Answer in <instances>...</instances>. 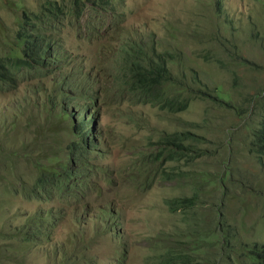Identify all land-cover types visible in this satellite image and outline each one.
I'll return each instance as SVG.
<instances>
[{"label":"trees","instance_id":"16d2710c","mask_svg":"<svg viewBox=\"0 0 264 264\" xmlns=\"http://www.w3.org/2000/svg\"><path fill=\"white\" fill-rule=\"evenodd\" d=\"M87 6L88 14L92 13L84 24ZM124 7L115 0H71L65 5L45 0L43 8L30 15L22 5L25 23L10 36L13 41L4 38L5 43L0 45V93L15 94L11 105L0 110V150L11 152L14 160L24 153L31 162L26 166L5 164L0 169V186L11 193L14 189L38 205L52 206L29 215L24 225L0 232V239L13 242L0 244V259L20 258L29 248L46 242L50 264H117L135 255L136 236L149 251L142 264H223L225 249H233L226 260L240 264L234 257L239 237L233 236L232 222L222 221L229 199L223 195L228 187L220 179L211 182L212 186L220 185L214 199L195 193L165 200V212L185 217L183 224L192 229L189 234L173 236L162 226L159 232L156 227L154 236H138L130 221L131 217L136 221L135 204L151 194L149 187L156 182L141 179L136 169L124 172L122 160L130 157L129 164L134 165L139 154L151 150L154 174L158 166L156 173L163 177L160 183L195 182L197 166L206 157V145L210 143L202 130L206 131L211 121L207 118L206 124L189 123V129L166 132L159 139L156 133L134 142L131 134L110 129L103 109L111 104L121 111L126 105H151L176 116L188 112L196 102L210 100L216 106L235 109L242 117L246 110L233 104V93L225 88L219 93L221 86L207 81L192 63L205 59L227 68L239 94L252 89L241 75L242 65L251 66L247 69L259 74L264 66L241 54L238 41L229 36L230 32H239L235 21L222 9L197 12L189 6L186 18L196 19L198 25L189 28L184 21L177 28L169 23L162 40L156 32L136 37L121 32L115 43L100 44L104 38L101 22L108 18L110 33L117 32L126 17ZM4 8L15 13L12 4L5 3ZM259 10L264 13V9ZM260 17L264 24L262 13ZM250 24V31L242 26L247 33L244 40L264 41L259 20ZM62 25L76 33L80 49L75 43H67L70 39L62 32ZM0 28L7 30L3 24ZM188 39L207 45V49H200L203 53L198 51L196 58L189 56L185 51ZM88 43L97 47L86 55L83 53ZM103 59L104 65L98 68L97 63ZM256 96L248 95L246 103L255 101ZM262 104V121L252 131L251 151L264 157ZM211 110L209 106V115ZM131 121L139 127L149 125L133 117ZM62 125L64 130L54 131L53 126ZM4 204L11 205L12 201L8 204L5 198ZM140 220L147 224L153 218L142 215ZM59 224L66 228V235L60 241H48L49 231ZM209 238L211 241H207ZM113 246L119 248L111 255ZM255 249L253 264H264V246L256 245ZM216 256L218 263L211 261ZM244 256L239 259L244 261Z\"/></svg>","mask_w":264,"mask_h":264},{"label":"rangeland","instance_id":"374dc122","mask_svg":"<svg viewBox=\"0 0 264 264\" xmlns=\"http://www.w3.org/2000/svg\"><path fill=\"white\" fill-rule=\"evenodd\" d=\"M55 1V0H52ZM64 5L68 2L71 4V0H58ZM86 1V0H84ZM118 3L125 5L126 17L118 25V31H111V22L108 18H105L102 24L101 35L104 38L100 41V44L108 46L110 41L115 43L121 32L128 33L132 37L139 35H148L152 32L158 33V39L162 40L165 37V31L169 30L168 25L172 23L175 27L179 28L183 22L186 21L187 27H196L198 25L196 19L186 18L187 10L191 6L197 12H205L210 8L217 12L222 9L228 16L235 21L237 31L236 34L229 33L231 39H236L239 43V49L241 54L252 62L261 64L264 66V41H245L246 34L243 27L250 31L251 24L256 23L257 19L260 23V30H263L264 24H262L259 9H264V0H115ZM12 4L14 12L11 13L4 8V4ZM45 0H0V25L3 24L7 27L6 32L0 28V45L7 42H11L14 39L10 36H15L16 29L23 23L22 18V5H25L29 14L33 15V12H39L43 8ZM88 4V3H87ZM83 15L84 24L88 22V6L85 8ZM19 13V15H16ZM208 15H206L207 17ZM225 15L222 14V20L224 21ZM257 18V19H256ZM19 23H17V22ZM243 26V27H242ZM205 27V26H204ZM86 29V28H85ZM62 32L69 36L68 44H76V49H80L81 46L76 43V33L71 30L69 26L62 25ZM9 36L10 40L7 37ZM105 37V35H107ZM264 36V33H260ZM124 39L127 40V36L124 34ZM176 38H172L175 42ZM205 41V40H204ZM187 43L188 49L186 53L196 58L195 55L203 53L200 49L206 50L207 45L198 44L195 41ZM171 45L167 47L170 48ZM97 46L93 44H86V52L83 54L89 55V51H94ZM215 49V47H210ZM81 57V55H79ZM109 58L108 55L105 56ZM80 60V59H79ZM105 59L97 63V67L104 65ZM88 63L86 67L88 69ZM194 67L199 69L205 79L211 83L214 81L220 87L219 93L225 91H231L233 93V104L240 107V110H246V113L241 117L236 110H231L228 107L216 106L210 100L200 101L194 103L193 107L186 113L171 116L165 113L159 108L153 106H139L132 107L126 105L121 111L117 106L111 104L103 109V114L108 123L110 129H117L123 132L131 134L134 142L137 140H145L151 136L154 137L156 133L157 139L166 132H175L182 129H189L187 124L200 123L206 124L208 118L211 122L208 123L206 131L210 143L206 145L207 154L206 157L200 161L197 166L199 170L196 177L197 181L193 179H187L185 184L178 185L176 183H160L163 177L156 173L158 166L155 168V174L153 171V156L154 152L146 150L139 154L134 161V165H130V157L122 160L123 169L125 171H131L136 169L138 176L147 181H155L156 185L149 187L151 193L144 200L135 204L136 221H133V217L130 221L133 222V229L136 230L138 236L143 233L146 235H153L162 231V226L166 229H170V233L173 236H177L179 233L189 234L191 227L183 224L185 217H181L178 214L169 215L166 213L165 200L170 197L178 196H193L198 193L201 197L209 196L214 199L218 197L220 193V185L212 186L211 182L220 179L225 186L228 187L226 196L228 201V209L223 214L224 222L233 223V236L238 235L239 241L237 242V251L234 253V257L240 262V264H253L254 261L253 252L256 245L260 247L264 246V157L257 153H253L252 149V131L260 126L262 121V112L264 103V69L262 73L250 72L249 67L242 65L240 68L241 75L245 76V81L248 82L252 89L247 92L243 91L239 94L240 90L233 88V82L228 73L227 68L221 67L215 62L208 63L205 59H198L192 63ZM233 68V66H230ZM213 77L211 80L210 77ZM225 86V87H224ZM248 95H254L255 101L247 102L245 99ZM218 96H220L218 94ZM15 97L14 93H0V110L6 106L11 105V101ZM232 100H226V103ZM213 107L214 110L208 114V107ZM49 115V113H46ZM133 117L136 121L142 124L149 122L147 128L139 127L131 121ZM54 131H62L65 126H53ZM98 128V125H97ZM136 134L139 136L137 137ZM128 154V153H126ZM11 152H4L0 150V169L2 170L5 164L16 162L24 166L27 163H31L24 153H20L15 160ZM19 180V177H16ZM145 191V190H144ZM0 197L2 198L3 205H0V232L8 229H15L16 226L24 225L29 215H36L38 211L51 208V205H38L34 201H30L20 194L7 191L5 186H0ZM5 198L8 200V204L5 205ZM12 199V200H11ZM214 202V200H211ZM218 214V212H214ZM151 215L153 221L151 223H143L140 220L141 216ZM218 224V228L223 224ZM228 224V223H225ZM206 226L202 228H205ZM50 238L48 241L57 242L60 241L66 235V228L59 224L55 228H51L49 231ZM162 238V237H161ZM207 241H211L210 238ZM133 242L137 243L133 252L135 255H130L128 258H122L121 262L117 264H142L145 260V256L149 254V251L145 249L147 246L145 243H140L135 236ZM12 244L13 242H4V239H0V244ZM118 246H113L111 249V255L118 252ZM49 250L48 245L45 243L38 246L31 247L20 258L14 259H0V264H50L47 262V252ZM224 250V248H223ZM224 252V251H223ZM233 252V249H231ZM221 255V254H220ZM244 256V261L239 258ZM253 255V256H252ZM48 256V255H47ZM222 257V256H221ZM224 258V257H222ZM224 258L222 262H231ZM211 261L218 263V256L211 258ZM235 264V263H234ZM238 264V263H236Z\"/></svg>","mask_w":264,"mask_h":264},{"label":"flooded vegetation","instance_id":"af4514ba","mask_svg":"<svg viewBox=\"0 0 264 264\" xmlns=\"http://www.w3.org/2000/svg\"><path fill=\"white\" fill-rule=\"evenodd\" d=\"M230 253H231V249H225L224 250V258H228ZM224 258H222L221 260H223Z\"/></svg>","mask_w":264,"mask_h":264}]
</instances>
